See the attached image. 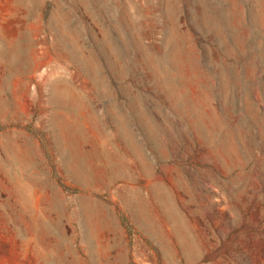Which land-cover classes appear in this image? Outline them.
<instances>
[{"label": "rangeland", "instance_id": "rangeland-1", "mask_svg": "<svg viewBox=\"0 0 264 264\" xmlns=\"http://www.w3.org/2000/svg\"><path fill=\"white\" fill-rule=\"evenodd\" d=\"M0 264H264V0H0Z\"/></svg>", "mask_w": 264, "mask_h": 264}, {"label": "trees", "instance_id": "trees-1", "mask_svg": "<svg viewBox=\"0 0 264 264\" xmlns=\"http://www.w3.org/2000/svg\"><path fill=\"white\" fill-rule=\"evenodd\" d=\"M121 220H122V222H125L124 219L121 218Z\"/></svg>", "mask_w": 264, "mask_h": 264}]
</instances>
